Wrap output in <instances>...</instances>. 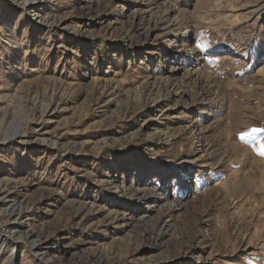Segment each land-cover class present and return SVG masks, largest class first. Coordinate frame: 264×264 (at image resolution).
<instances>
[{
    "label": "rangeland",
    "instance_id": "1",
    "mask_svg": "<svg viewBox=\"0 0 264 264\" xmlns=\"http://www.w3.org/2000/svg\"><path fill=\"white\" fill-rule=\"evenodd\" d=\"M262 150L264 0H0V264H264Z\"/></svg>",
    "mask_w": 264,
    "mask_h": 264
},
{
    "label": "bare ground",
    "instance_id": "2",
    "mask_svg": "<svg viewBox=\"0 0 264 264\" xmlns=\"http://www.w3.org/2000/svg\"><path fill=\"white\" fill-rule=\"evenodd\" d=\"M21 136V132H16L13 134H9L7 136V138L5 140H2L3 143H6L7 141L9 142L10 140H17L19 139ZM23 137V136H22ZM4 189V188H3ZM145 196V195H144ZM1 200V199H0ZM6 206V204H4V202L0 203V229H15V227H9V223L10 221L17 222L18 218L20 217V213L17 212L14 209V205L12 204L11 207H6L4 209V207ZM2 222V223H1ZM11 224V223H10ZM19 225H22L21 223H19ZM1 234V233H0ZM14 236V235H13ZM17 236V235H16ZM8 237V236H7ZM29 237V236H28ZM9 243V242H8ZM14 243V242H13ZM7 244V243H5Z\"/></svg>",
    "mask_w": 264,
    "mask_h": 264
},
{
    "label": "snow or ice",
    "instance_id": "3",
    "mask_svg": "<svg viewBox=\"0 0 264 264\" xmlns=\"http://www.w3.org/2000/svg\"><path fill=\"white\" fill-rule=\"evenodd\" d=\"M261 154L264 155V150L261 151Z\"/></svg>",
    "mask_w": 264,
    "mask_h": 264
}]
</instances>
